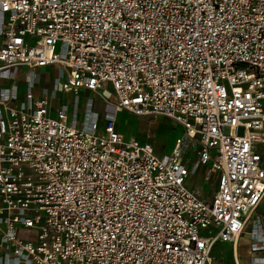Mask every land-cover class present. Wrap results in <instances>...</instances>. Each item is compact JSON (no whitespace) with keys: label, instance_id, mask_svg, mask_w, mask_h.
<instances>
[{"label":"built area","instance_id":"obj_1","mask_svg":"<svg viewBox=\"0 0 264 264\" xmlns=\"http://www.w3.org/2000/svg\"><path fill=\"white\" fill-rule=\"evenodd\" d=\"M82 88L80 122L55 100ZM122 111L184 135L158 154ZM262 131L264 0H0V264H208L243 235L264 264Z\"/></svg>","mask_w":264,"mask_h":264},{"label":"rangeland","instance_id":"obj_2","mask_svg":"<svg viewBox=\"0 0 264 264\" xmlns=\"http://www.w3.org/2000/svg\"><path fill=\"white\" fill-rule=\"evenodd\" d=\"M57 74L55 68L44 69L42 71L43 82L36 85L35 90L41 91V89L50 85L52 78ZM10 85V83L8 84ZM28 82L23 81L21 87V92L27 89ZM76 94H79V98L76 97ZM59 98L55 100L57 103H67L70 105V108L73 110V106L76 102H79V116L78 119L80 122L84 119V104L88 97L93 98L95 102V108L99 111H103L104 100L99 92H93L89 89H80L78 93L75 91L72 92H61L58 95ZM118 123L117 127L120 132L123 134L125 139L131 137H136L140 141L148 140L154 146V150L158 154L170 153L173 149L176 139L179 136L184 135V128L180 124H176L172 119L158 115V116H138L128 111H122L118 114ZM100 125L103 126V119L100 121ZM242 129L240 133H242ZM264 156V151L260 150ZM189 159L195 157V151L189 150L187 154ZM191 182L190 187H198V179L194 177ZM213 190V189H212ZM261 214L264 216V201L261 203L257 209L255 215ZM250 229V226H247V230ZM243 246V245H242ZM250 251L249 248H241V264H249ZM208 264H234L233 259V249L232 244L230 243H219L215 246L211 260Z\"/></svg>","mask_w":264,"mask_h":264},{"label":"crops","instance_id":"obj_3","mask_svg":"<svg viewBox=\"0 0 264 264\" xmlns=\"http://www.w3.org/2000/svg\"><path fill=\"white\" fill-rule=\"evenodd\" d=\"M264 132V131H263ZM261 143L264 144V140L261 141ZM202 179V180H201ZM208 179V178H206ZM200 183H198V189L203 193L205 194L206 196H211V194H213V192H215V190L217 189V176L216 175H212L208 181L205 180V178L203 179L201 176L199 178V181ZM213 189V190H212ZM259 208V207H258ZM257 208V209H258ZM257 211V210H256ZM261 216V214H258ZM264 217V216H263ZM5 226L4 225H0V235L2 234V232H4L5 230ZM22 236H28L26 233H23ZM248 236L247 235H243L242 238L240 239V242H239V246H234V244H232V249H233V259H234V249L236 250V253L238 255V252H239V259L241 260V248L242 247H247L249 248V244H248ZM231 244V243H230ZM243 245V246H242ZM239 249V250H237ZM8 250L11 251V247L10 248H7L6 245H1L0 243V255H4L5 252H7ZM235 264V262H234Z\"/></svg>","mask_w":264,"mask_h":264},{"label":"bare ground","instance_id":"obj_4","mask_svg":"<svg viewBox=\"0 0 264 264\" xmlns=\"http://www.w3.org/2000/svg\"><path fill=\"white\" fill-rule=\"evenodd\" d=\"M259 138L257 139L259 142H261L262 140H264V132L262 131L260 134H259ZM236 245V244H235ZM237 247V246H236Z\"/></svg>","mask_w":264,"mask_h":264}]
</instances>
